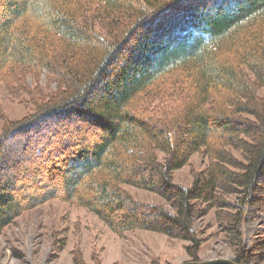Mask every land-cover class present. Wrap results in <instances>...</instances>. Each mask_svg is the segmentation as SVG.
Masks as SVG:
<instances>
[{"label": "trees", "instance_id": "trees-1", "mask_svg": "<svg viewBox=\"0 0 264 264\" xmlns=\"http://www.w3.org/2000/svg\"><path fill=\"white\" fill-rule=\"evenodd\" d=\"M0 4V83L33 104L0 132V231L56 197L116 233L141 228L186 240L197 261L195 220L215 208L233 261L251 262L264 246H247L243 233L245 207L264 212V0ZM39 73L57 88L27 87L24 76ZM79 119L91 139L47 144L62 154L61 167L51 159L49 170L60 171V187L19 193L10 170L24 152L38 160L44 129L75 133ZM195 153L205 168L189 187L174 182ZM122 183L157 193L170 209L135 200ZM74 262L86 264L78 254Z\"/></svg>", "mask_w": 264, "mask_h": 264}, {"label": "rangeland", "instance_id": "rangeland-1", "mask_svg": "<svg viewBox=\"0 0 264 264\" xmlns=\"http://www.w3.org/2000/svg\"><path fill=\"white\" fill-rule=\"evenodd\" d=\"M2 6L0 4V11ZM24 77L27 87L37 85L45 92L57 88V82L44 73ZM13 88L5 82L0 83V132L7 121L20 119L33 108L28 95ZM79 122L83 129L75 133L59 126H55L57 131L54 132L52 124L45 128L39 141L42 155L38 160L32 158V151L24 152L26 157L10 170L15 174L14 183L19 193L27 191L32 195L51 187V183L60 187L57 168L61 167L62 154L58 153L59 149L49 151L51 147L47 144L51 145V141L60 137H69L71 143H76L81 134L91 139L87 125L80 119ZM11 156L13 158L14 154ZM51 159H56L54 177L49 171ZM206 164L205 157L193 154L189 164L174 170V182L189 187L192 174L203 170ZM121 186L139 202L170 209L157 193L124 183ZM245 208L251 211L250 220L243 226L244 242L247 246L261 243L264 241V212H255L252 206ZM215 211V208L206 210L195 220L194 228L200 240L197 261L234 257ZM188 244L186 240L141 228L116 233L88 208L54 197L22 211L0 231V264H75L77 254L86 264H95L93 259L99 264H178L194 261L186 253ZM255 253L248 264H264V246Z\"/></svg>", "mask_w": 264, "mask_h": 264}, {"label": "water", "instance_id": "water-1", "mask_svg": "<svg viewBox=\"0 0 264 264\" xmlns=\"http://www.w3.org/2000/svg\"><path fill=\"white\" fill-rule=\"evenodd\" d=\"M178 264H238L233 259H211L207 261H184Z\"/></svg>", "mask_w": 264, "mask_h": 264}]
</instances>
